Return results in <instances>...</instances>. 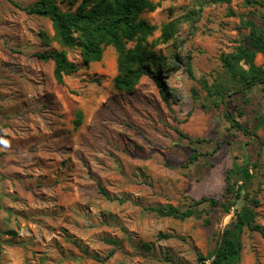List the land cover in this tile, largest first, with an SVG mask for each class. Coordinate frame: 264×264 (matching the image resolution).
Returning <instances> with one entry per match:
<instances>
[{
    "label": "rangeland",
    "instance_id": "374dc122",
    "mask_svg": "<svg viewBox=\"0 0 264 264\" xmlns=\"http://www.w3.org/2000/svg\"><path fill=\"white\" fill-rule=\"evenodd\" d=\"M36 1L0 0V264L210 262L234 219L221 208L231 199L226 176L244 155L256 168L236 209L246 204L264 227V85L237 92L222 62L246 44L244 21L264 28V0H152L159 6L140 17L156 26L148 43L164 64L167 101L146 76L131 92L117 90L114 48L83 64L78 49L53 40L48 18L21 9ZM56 1L73 12L82 0ZM166 24L173 37L160 43ZM60 49L77 65L62 84L53 62L36 57ZM254 64L264 68V56ZM231 180L243 182L234 171ZM201 199L218 204H194ZM164 206L201 216L151 210ZM236 264H264L259 233L243 229Z\"/></svg>",
    "mask_w": 264,
    "mask_h": 264
},
{
    "label": "trees",
    "instance_id": "16d2710c",
    "mask_svg": "<svg viewBox=\"0 0 264 264\" xmlns=\"http://www.w3.org/2000/svg\"><path fill=\"white\" fill-rule=\"evenodd\" d=\"M159 4L160 1L152 0H82L72 12L63 11L56 0H38L21 9L29 15L48 18L54 32L53 40L61 47L78 49L82 63L85 65L90 62H99L104 48L113 47L116 52L114 86L117 90L131 92L138 81L146 76L159 86L163 99L167 101L168 96L158 73L161 68H164V64L152 52L151 44L148 43V38L155 32L156 26L140 17L145 12L154 11ZM244 24L249 31L246 44L222 58L226 72L239 85L235 89L237 92L264 85V68L254 64L257 54L264 56V28L254 20H246ZM172 37L171 26L163 25L159 42L167 43ZM45 39L48 44V38L45 37ZM36 57L43 62H53L52 75L58 84L63 83L64 76L77 71V65L68 59L63 49L38 53ZM214 93L219 97V102L225 105V91L216 88ZM81 117L82 113L77 111L74 128L81 124ZM224 117L232 121L234 127L245 135L255 138L238 121L232 119L226 109ZM259 124L264 126V117ZM190 159H196V156L193 155ZM254 168H256V162H252L248 155H244L243 165L233 169L240 175L243 182L238 184L231 180L232 169L227 173L226 192L231 194V199L221 203V208L226 213L233 209L234 219L219 236L210 262L199 256L198 264H236L240 255L241 233L244 228L257 232L264 238V227L254 222L253 210L246 204L236 209L240 197L247 199L246 188L252 180L251 170ZM103 194H105L104 191ZM204 202H208L211 206L218 204L214 199H201L194 204L199 205ZM151 210L161 216L179 220L201 216L199 211L192 208L180 211L173 206H164ZM4 234L12 236L15 232L8 230Z\"/></svg>",
    "mask_w": 264,
    "mask_h": 264
}]
</instances>
